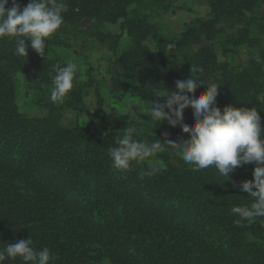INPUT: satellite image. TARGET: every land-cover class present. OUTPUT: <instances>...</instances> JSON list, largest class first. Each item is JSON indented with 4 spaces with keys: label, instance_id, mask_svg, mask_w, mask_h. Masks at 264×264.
<instances>
[{
    "label": "trees",
    "instance_id": "trees-1",
    "mask_svg": "<svg viewBox=\"0 0 264 264\" xmlns=\"http://www.w3.org/2000/svg\"><path fill=\"white\" fill-rule=\"evenodd\" d=\"M16 2L22 9L30 0ZM63 3L64 23L45 41L44 56L14 50L20 68L3 62L8 47L0 46V249L31 238L36 250L55 255L51 264H264V217L238 227L231 211L253 202L239 185L254 179V164L229 179L212 167L192 171L165 146L157 171L146 175L149 162L117 171L109 157L128 126L148 143L188 139L179 126L131 119L123 109L147 114L191 75L219 85L221 110L255 108L264 129V0H207L208 13L179 28L160 23L186 8L174 0ZM67 62L78 65L73 88L54 103L53 67ZM197 67L203 71L192 72ZM21 70L24 95L41 110L35 115L20 109ZM206 89L198 82L195 94ZM68 111H75L70 125ZM183 116L194 122L191 107Z\"/></svg>",
    "mask_w": 264,
    "mask_h": 264
},
{
    "label": "clouds",
    "instance_id": "clouds-1",
    "mask_svg": "<svg viewBox=\"0 0 264 264\" xmlns=\"http://www.w3.org/2000/svg\"><path fill=\"white\" fill-rule=\"evenodd\" d=\"M9 0H0V38H13L15 54L26 57L29 47L41 56L45 55V41L64 23L63 0H30L21 9L16 0L8 7ZM27 41V43H26ZM78 65L67 62L64 66L53 67L50 99L63 103L73 88ZM202 72V68H192V72ZM198 82L206 83L204 92L195 94ZM219 85L192 78L175 81V91L165 89L164 102H151L147 116L153 123H167L179 126L188 139L180 143L160 139L148 143L133 138L134 126L125 128L124 134L110 148L112 167L117 171H127L133 162L151 164V175L157 168L153 163L156 155L164 150L178 149L181 159L192 166V171L209 167L215 168L222 176L229 177L237 167L254 164L252 180L242 181L239 188L253 198L249 206H233L231 211L239 219L234 221L238 227L244 221L252 222L256 217H264V129L261 117L255 108L216 106ZM157 90L153 94L157 97ZM191 94V95H190ZM191 107L194 122H184V110ZM33 240H18L0 249V264L7 259L19 258L23 264H51L55 255L47 248L36 250Z\"/></svg>",
    "mask_w": 264,
    "mask_h": 264
},
{
    "label": "rangeland",
    "instance_id": "rangeland-1",
    "mask_svg": "<svg viewBox=\"0 0 264 264\" xmlns=\"http://www.w3.org/2000/svg\"><path fill=\"white\" fill-rule=\"evenodd\" d=\"M175 3L179 4V5H186V8L183 10L180 9H176L174 11H170L169 13L166 14H162L161 17V26L162 27H166L168 26H173V27H180L182 24L184 23H188L190 21H192L193 19H196L197 16H203L205 14L208 13L209 11V7H208V3L207 0H174ZM173 30V29H172ZM175 30H173V33ZM0 40L4 43L0 42V46L4 47H8V57L9 60L7 61L6 59H2L4 63L10 62L12 65L16 64L17 67H22L20 66L17 61H14V50H15V41L13 38H0ZM5 40H7L8 42H5ZM6 49V48H4ZM2 50H0L1 52ZM17 56V55H16ZM78 56H82V54H78ZM23 58L28 59L26 57L23 56ZM243 58H249L248 53L243 52ZM94 59V57H93ZM26 61L22 62L25 63ZM103 64L105 63V60L103 59ZM106 64V63H105ZM19 76L18 78V82H19V90L21 91L18 100L20 103V109L23 112H28L30 115H35L37 113V111H41L39 109H37L36 107L32 106L31 104H29V101L27 100V98L24 95V91H25V85L27 84V80L24 77V72L21 70L18 72L17 74ZM136 105H130V107H125L123 109L124 114H126V117L134 119L135 117H138V120H143V119H148L146 113H143L142 111H138V110H132L135 109ZM140 114H142L140 116ZM75 116V111H68L67 114H65L64 117V123L65 124H72V119ZM108 264V263H107Z\"/></svg>",
    "mask_w": 264,
    "mask_h": 264
}]
</instances>
